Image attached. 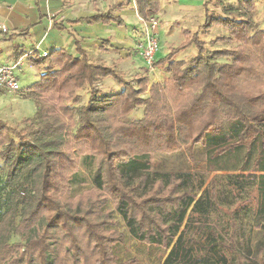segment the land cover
I'll return each instance as SVG.
<instances>
[{
    "label": "trees",
    "instance_id": "obj_1",
    "mask_svg": "<svg viewBox=\"0 0 264 264\" xmlns=\"http://www.w3.org/2000/svg\"><path fill=\"white\" fill-rule=\"evenodd\" d=\"M215 1L204 4L202 27H184V42L157 61L170 78L147 98L148 77L132 87L114 64L89 59L71 32L78 57L57 51L29 58L41 75L29 87L35 118L22 130L0 119V198L8 193L5 209L0 205V264H135L115 255L127 233L164 249L162 264H264V30L251 19L213 16ZM136 3L144 23L161 9L160 0ZM242 8L255 12V0ZM87 22L123 25L112 12ZM214 27L229 32L218 43L237 46L207 51L201 33ZM192 46L195 59L177 60ZM25 54L17 49L15 61ZM106 79L125 90L101 96L95 87ZM84 90L90 97L82 106ZM143 107L142 120L124 122ZM199 149L208 157L201 179L158 171L157 156L195 161ZM81 159L93 178L79 199H94L73 206L61 198L72 194ZM109 201L126 233L102 217ZM15 235L21 241L13 243Z\"/></svg>",
    "mask_w": 264,
    "mask_h": 264
},
{
    "label": "rangeland",
    "instance_id": "obj_2",
    "mask_svg": "<svg viewBox=\"0 0 264 264\" xmlns=\"http://www.w3.org/2000/svg\"><path fill=\"white\" fill-rule=\"evenodd\" d=\"M243 1L244 0H216L212 5H210L209 10L212 12L213 16H229L238 18L239 20L251 19L254 22V25H256V29L264 30V0H255L256 11L251 13L246 12L242 8ZM197 12L198 13L196 14L192 13L182 18L180 20L181 23L179 22V24L169 22V24H171H167V27L169 28V26H171L174 29H172L173 33L172 31L170 32L167 29L166 33L170 32L171 34L167 40L165 39L166 34L162 33L161 31V28L163 27V22L160 21L158 17H155L159 22V27H161L158 37L159 48L155 56L156 63L157 61L165 58V56H167V54L170 52L171 48L178 47L182 42H184L183 36L181 34V29L177 30V28H182L186 25L185 27L190 29L192 33H196L199 28L202 27L205 21V11L204 9L198 8ZM169 19L170 17L167 18V20ZM228 36L229 32L219 27H214L213 30L208 33H201V39L206 43V50L211 52L214 50L229 49L236 47V42L232 44H227L218 43L216 40L217 38ZM197 54L198 52L196 48L192 46L185 50V52L179 54L177 60H192L197 57ZM118 60L121 61V59ZM118 60H114L115 62L112 63L108 61L104 64H114L115 69L123 74V78L125 79V81L130 83L132 87L138 89L142 78L148 77L147 91L143 94L145 98L149 97L150 92L154 86L158 85L161 87V89H163V85L166 84L170 78L169 73H167V71H165L164 67L161 65L155 64L154 72L150 71L148 64L144 61L143 57L140 56L139 50L138 53H135L134 51L130 62L128 60L125 64H123V61H119L118 63H116ZM221 62H225V60H222ZM34 68L35 67H33V65L30 66L26 64L24 67L23 74L19 73V70H17L20 89L23 90L21 93L15 94L10 91L4 90L5 93H3V95L5 96H3L2 94V96L0 95V110L2 109V115L7 116L9 121L6 122H8L11 127H15L17 130H22L23 128H26L28 123L26 120H34L35 115L38 111V109L36 108V104H34V101L29 98V87L40 79V75L38 74L36 68ZM95 88L101 92L100 95H103V97L112 96L113 94H118L125 90V88L119 86L117 82L112 79L102 80L100 83H98V86H96ZM81 95L83 97V102H81V105L83 106L87 104L86 102L90 97V91L84 90ZM143 114L144 107L129 115L128 118L124 120V122L130 123L133 121L142 120L144 117ZM156 158L159 163L158 171L160 170L162 172H170L175 170L183 173H193L197 175L199 179H201L203 175L209 173L207 168L208 157L206 156V151L204 149L198 150L196 156L197 159L195 161H192L187 158L186 154H176L173 156L159 155ZM78 161L80 166V171L78 175L79 178L77 182L73 185V192L69 196H67V194H63L61 198V202L65 203L67 201L69 205L73 206H76L75 203L77 202H83L86 204L87 201L94 199L93 195H89L87 199L84 198L83 201H80L79 199V197H82L84 195L83 193L87 191V189L91 188L93 171L88 160L85 161L81 159ZM2 168H5V166L1 163L0 160V169L2 170ZM218 174L222 173L218 172L211 174L209 177V181L211 178L217 176ZM67 197H69L70 199L72 197V199L70 200ZM7 204L8 193L6 191H2L0 205L5 209ZM102 209L103 218L115 223L114 225H117L118 223L117 226L113 227L115 229L113 230H118L119 232L126 233L123 220L118 214L115 213L113 204L109 201L106 205L102 207ZM13 237V243L21 241L20 236L15 235ZM258 251L259 250L256 248V244L254 243L253 251L251 254V258H253V261L256 260V256L259 253ZM164 254V249H159L157 247L139 243L134 239H131L128 233L126 243L124 245L118 246L115 249V255H117L118 257L117 261L124 262L128 260H135V264H162L165 256Z\"/></svg>",
    "mask_w": 264,
    "mask_h": 264
},
{
    "label": "crops",
    "instance_id": "obj_3",
    "mask_svg": "<svg viewBox=\"0 0 264 264\" xmlns=\"http://www.w3.org/2000/svg\"><path fill=\"white\" fill-rule=\"evenodd\" d=\"M207 1L160 0L161 9L157 17L163 22L161 31L166 34L165 39L174 29L167 27L169 22L179 24L187 15L198 13V8L204 9ZM108 12H112L123 25L88 24L87 20L96 14ZM56 24L62 25L66 31L58 30ZM2 26L6 27L7 32L0 29V67L21 62L18 68L21 74L26 64L32 66L29 58L33 55H27L33 50L40 55L66 51L78 57L75 40L70 32L82 42L89 59L95 63H112L121 59L125 64L131 61L134 51L138 53L145 30L136 0H0V28ZM167 29L169 33H166ZM103 43L107 45L103 46ZM17 49L26 54L15 61ZM1 111L0 118L9 121Z\"/></svg>",
    "mask_w": 264,
    "mask_h": 264
},
{
    "label": "built area",
    "instance_id": "obj_4",
    "mask_svg": "<svg viewBox=\"0 0 264 264\" xmlns=\"http://www.w3.org/2000/svg\"><path fill=\"white\" fill-rule=\"evenodd\" d=\"M144 37L139 46L140 56L143 57L144 61L148 64L149 70L154 72L155 70V59L156 52L159 48V22L156 18H152L144 23ZM1 31L6 33L7 29L2 26ZM37 51L29 52L27 56H32ZM43 57H47L48 53H43ZM19 63H11L10 65H5L0 67V89L5 91H10L12 93L18 94L23 90L20 89V83L17 76V70L19 68Z\"/></svg>",
    "mask_w": 264,
    "mask_h": 264
}]
</instances>
